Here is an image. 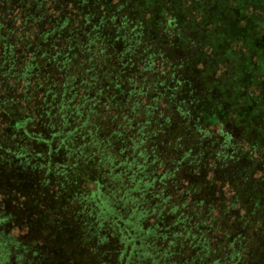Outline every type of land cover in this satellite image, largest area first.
I'll return each instance as SVG.
<instances>
[{
  "label": "trees",
  "instance_id": "trees-1",
  "mask_svg": "<svg viewBox=\"0 0 264 264\" xmlns=\"http://www.w3.org/2000/svg\"><path fill=\"white\" fill-rule=\"evenodd\" d=\"M201 3L0 0V264H264V58Z\"/></svg>",
  "mask_w": 264,
  "mask_h": 264
},
{
  "label": "rangeland",
  "instance_id": "rangeland-1",
  "mask_svg": "<svg viewBox=\"0 0 264 264\" xmlns=\"http://www.w3.org/2000/svg\"><path fill=\"white\" fill-rule=\"evenodd\" d=\"M201 1H202L201 10L208 9L211 12L217 11L219 14L224 15L225 18H229V19H231V17L234 15V19L238 20L237 22L238 26L230 27L232 28L233 36L237 38L238 40L247 41L249 38L250 40L252 38V41H253L252 49H251V42H248L250 47L247 49V51L244 50V54L246 53L244 55L245 57L249 55L250 50H253V53L251 54L250 57H252L253 59H258V60H261L264 58V21L262 20L264 16V0H250V2L252 3V5H250V9H251L250 12L252 13V18L255 23H253L252 21H249L248 13H247V16L245 15L243 16L242 9L238 5L234 6L233 5L234 1L232 0H201ZM208 1L209 3H207ZM253 25H256L257 28L255 31L252 30V32L249 33L248 28H250ZM237 28H241V30ZM258 50H259V53H258ZM245 67L246 66L244 65V68ZM244 82H246L247 85L251 83L250 79L248 78L244 79ZM241 88L244 89L243 87ZM256 95L259 96L258 100L262 104L260 109L264 110V85H261L259 86V88L252 90L251 96L254 97L253 104L247 108H244L240 112L241 115L249 117L251 113L253 112V110L256 109V99H255ZM225 109L226 108H222L221 110L222 114H224ZM236 113L238 112H235L233 115H235ZM232 116L230 120L233 121L234 124H231L230 129L235 132V129H237L238 124H236L234 121L236 119V116L235 118ZM261 123L262 122H260L259 124ZM29 210L30 212H32L33 207L30 206ZM52 224L56 225V223H52ZM60 233H61V236H60ZM63 234H64L63 232H59V234L56 237V239H58V242H59L58 244H60V250H62V248L67 247V246L66 247L63 246L64 244H66V241H64Z\"/></svg>",
  "mask_w": 264,
  "mask_h": 264
}]
</instances>
